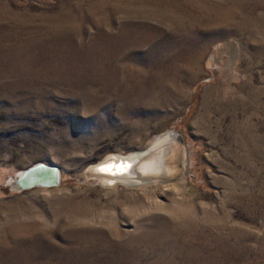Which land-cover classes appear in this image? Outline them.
Wrapping results in <instances>:
<instances>
[{"label":"rangeland","instance_id":"rangeland-1","mask_svg":"<svg viewBox=\"0 0 264 264\" xmlns=\"http://www.w3.org/2000/svg\"><path fill=\"white\" fill-rule=\"evenodd\" d=\"M167 130L180 184L86 178ZM0 264H264V0H0Z\"/></svg>","mask_w":264,"mask_h":264},{"label":"water","instance_id":"water-1","mask_svg":"<svg viewBox=\"0 0 264 264\" xmlns=\"http://www.w3.org/2000/svg\"><path fill=\"white\" fill-rule=\"evenodd\" d=\"M168 138V137H167ZM152 139V138H151ZM160 148V149H159ZM158 150H154L144 155L140 161L129 165L133 169V175L142 184L154 182L173 183L181 180L186 176L189 169L187 162V145L181 133L175 132L170 135L169 140L160 146ZM162 154L160 162L154 166L152 170L145 169L146 162H150L148 157L155 154ZM178 161V167L176 166ZM143 167V170L141 169ZM121 175H124L121 172ZM115 176V175H114ZM61 183V168L57 164H47L43 161H37L29 166L17 171L7 180V185L11 190L20 192L34 187L52 188L57 187ZM122 180L114 181L106 186L121 185L124 187H135V185L126 184ZM100 184V183H99ZM101 186L103 184H100Z\"/></svg>","mask_w":264,"mask_h":264},{"label":"bare ground","instance_id":"bare-ground-1","mask_svg":"<svg viewBox=\"0 0 264 264\" xmlns=\"http://www.w3.org/2000/svg\"><path fill=\"white\" fill-rule=\"evenodd\" d=\"M223 45H224L223 43H218L216 45V48H214V49L216 51H219V50L223 49L222 48ZM213 60H214V55H212V57L209 59L210 66H213V63H215V61H213ZM171 133L173 134L174 131L173 130H167V131H164L162 133H158L157 135L153 136L152 139L141 149H132L127 153H124L122 151H116V152L105 155L106 156L105 158L93 163L92 165H90L89 167L86 168V171H85L86 178L95 179L100 184H103V186H106L108 184H112L114 181L117 182V180H122L124 182H127L130 185L133 184V185H135V187L141 186L142 181H139L138 179L135 178V176L133 175L134 170L129 168L130 163L132 162L133 164H136V162L140 161L144 155H147L148 153H150L154 150H158V148L160 146H162L164 143H166L169 140ZM186 153H187V162H188V168L187 169H189V164H190L189 162L190 161H188V158H189L188 149L186 150ZM161 156H162V154L160 153V154H155V155H152L151 157H148V160L150 162H146L147 164L145 165V169L152 170L154 168V166H157L158 162H160ZM43 162H45L47 164H53V163H50L47 161H43ZM175 163H176V166L178 167V165H179L178 161H176ZM109 164L116 165V166L127 165V167H126V170H124V171H116L115 168L111 172L99 171V169L101 167H103L105 165H109ZM141 169L143 170V167H141ZM121 172H123L124 175H121ZM187 173H188V171H187ZM187 173H186V175H187ZM181 180L173 182V183H164V184L161 182L163 185H162V187L159 186V188L161 187L164 190L168 186L178 185V184H180V182H183ZM156 183H158V182H156ZM156 183H154V184H156ZM159 184H160V182H159Z\"/></svg>","mask_w":264,"mask_h":264},{"label":"snow or ice","instance_id":"snow-or-ice-1","mask_svg":"<svg viewBox=\"0 0 264 264\" xmlns=\"http://www.w3.org/2000/svg\"><path fill=\"white\" fill-rule=\"evenodd\" d=\"M126 167H127V165L116 166V165L109 164V165H105V166L101 167L99 169V171L111 172V171H113L114 168L116 171H124V170H126Z\"/></svg>","mask_w":264,"mask_h":264}]
</instances>
